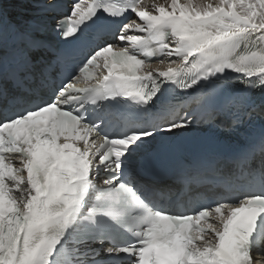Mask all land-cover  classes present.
Returning a JSON list of instances; mask_svg holds the SVG:
<instances>
[{
  "label": "snow or ice",
  "instance_id": "1",
  "mask_svg": "<svg viewBox=\"0 0 264 264\" xmlns=\"http://www.w3.org/2000/svg\"><path fill=\"white\" fill-rule=\"evenodd\" d=\"M126 13L134 18L113 30ZM56 30L80 43L70 77L50 78L49 50L35 38L19 71H0V264H264V163L251 166L254 148L232 158L227 176L215 170L225 190L211 203L189 195L206 179L197 166L177 192L129 175L140 153L190 126L189 100L215 110L232 99V81L264 90V0L151 10L144 0H76ZM138 53L179 60L144 73Z\"/></svg>",
  "mask_w": 264,
  "mask_h": 264
},
{
  "label": "bare ground",
  "instance_id": "2",
  "mask_svg": "<svg viewBox=\"0 0 264 264\" xmlns=\"http://www.w3.org/2000/svg\"><path fill=\"white\" fill-rule=\"evenodd\" d=\"M204 1H205V0H204ZM208 1H209V0H208ZM216 1H217V0H216ZM11 2H12L13 4H16V0H11ZM180 2H181V3H184V0H180ZM194 2L197 3V4H203V0H194ZM144 3L149 7V10H151V5H152L153 3H156V4H164L165 6H167V4L170 3V0H145ZM169 59L174 60V61H177V62H178V60H179V58H176V57L165 58V59H164V63H159V62H158V63H155V64H153V65L148 66V67L146 68V70H147V71H152V72H155V71H157V70H159V71H164V70H166V69L168 68V66H169V63H168ZM171 66H172L173 68H175V67L177 66V64H176V63H173V64H171ZM142 153H143V152H142ZM139 156H140V154H139L137 157H139Z\"/></svg>",
  "mask_w": 264,
  "mask_h": 264
},
{
  "label": "rangeland",
  "instance_id": "3",
  "mask_svg": "<svg viewBox=\"0 0 264 264\" xmlns=\"http://www.w3.org/2000/svg\"><path fill=\"white\" fill-rule=\"evenodd\" d=\"M209 2H211V3H213V4L217 3L215 0H209V1H208V0H207V1L205 0V1H204V0H203V4H206V3H209Z\"/></svg>",
  "mask_w": 264,
  "mask_h": 264
}]
</instances>
